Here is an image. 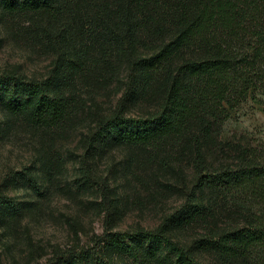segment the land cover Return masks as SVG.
Instances as JSON below:
<instances>
[{
  "label": "trees",
  "instance_id": "16d2710c",
  "mask_svg": "<svg viewBox=\"0 0 264 264\" xmlns=\"http://www.w3.org/2000/svg\"><path fill=\"white\" fill-rule=\"evenodd\" d=\"M0 26L53 57L44 77L0 72V139L20 126L38 142L35 169L0 181V231L60 186L56 142L82 91L114 79L121 90L78 140V188L98 184L103 232L35 264H264V129L223 134L244 103L264 112V0H0ZM114 149L133 194L89 162ZM19 182L31 199L6 192ZM166 193L180 203L156 226L114 229L122 200Z\"/></svg>",
  "mask_w": 264,
  "mask_h": 264
},
{
  "label": "rangeland",
  "instance_id": "374dc122",
  "mask_svg": "<svg viewBox=\"0 0 264 264\" xmlns=\"http://www.w3.org/2000/svg\"><path fill=\"white\" fill-rule=\"evenodd\" d=\"M2 37L0 72L18 69L34 78L44 77L48 73L52 56L38 46L32 47L23 39L13 38L0 26V38ZM85 91H82L84 108L77 124L56 142L59 150L68 158L60 176V186L51 188L49 196L39 197L37 206L26 211L20 223L10 230L0 231V264L46 262L54 251L77 242L86 244L90 237L103 232L105 213L99 205L98 184L91 183L84 191L78 188V159L83 153L78 146V140L91 125L89 114L109 112L117 103L121 90H117L114 79L108 85H96ZM2 118L0 113V122ZM255 127L264 129V112L260 105L248 101L232 113V118L224 124L223 134L239 135ZM8 134L0 139V181L8 173L24 170V166H37L35 154L38 142L35 135L20 126H13ZM72 153L76 156H71ZM121 156L122 150L114 149L89 162L96 176L108 178L110 187L118 183L123 193L133 194V185L129 188L120 170ZM71 157L74 159H70ZM33 167L31 168L35 171ZM30 191L29 188L21 186V182L6 189L17 201L31 199ZM141 192L147 193L145 189ZM129 197L127 204L123 200L121 202V217L115 219V230L131 231L140 226L154 227L161 220L164 211L180 203L177 196L171 193H166L156 202L138 199L136 204H130L133 200L131 195Z\"/></svg>",
  "mask_w": 264,
  "mask_h": 264
}]
</instances>
